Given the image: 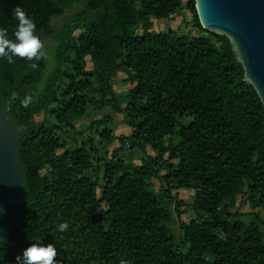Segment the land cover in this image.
Returning <instances> with one entry per match:
<instances>
[{
	"label": "trees",
	"instance_id": "obj_1",
	"mask_svg": "<svg viewBox=\"0 0 264 264\" xmlns=\"http://www.w3.org/2000/svg\"><path fill=\"white\" fill-rule=\"evenodd\" d=\"M184 3L202 36L153 33L154 21L169 20ZM16 7L35 23L43 56L0 59L26 194L0 264H16L38 240L55 245L58 264H264V221L261 230L231 217L245 184L264 205V104L231 40L202 27L196 0H0V27L10 38ZM125 73L124 85L135 87L119 94L116 79ZM88 98L124 116L133 131L102 166L95 155L115 135L107 117L76 130ZM100 129L105 149L94 140ZM127 144L156 156L135 166L120 156ZM159 179L165 188L157 191ZM186 188L197 191L190 223L174 195Z\"/></svg>",
	"mask_w": 264,
	"mask_h": 264
},
{
	"label": "water",
	"instance_id": "obj_2",
	"mask_svg": "<svg viewBox=\"0 0 264 264\" xmlns=\"http://www.w3.org/2000/svg\"><path fill=\"white\" fill-rule=\"evenodd\" d=\"M196 10L206 31L231 40L264 104V0H196ZM19 143L20 129L4 109L0 89V245L12 238L26 203Z\"/></svg>",
	"mask_w": 264,
	"mask_h": 264
},
{
	"label": "rangeland",
	"instance_id": "obj_3",
	"mask_svg": "<svg viewBox=\"0 0 264 264\" xmlns=\"http://www.w3.org/2000/svg\"><path fill=\"white\" fill-rule=\"evenodd\" d=\"M195 19L191 12V9L187 6L186 3L183 4L182 10L179 14L173 16L169 20H159L154 21L155 27L153 29V33L155 34H161L167 31H174L177 33L178 36L184 37L189 39H192L194 37L202 36L201 34L194 26ZM79 35V33L77 34ZM51 68V66H50ZM86 69L91 72L92 64L90 59L87 60V67ZM77 80L80 81L82 78L76 75ZM130 78V75L120 74L119 77L116 79V85L115 90L119 94H123L127 92L128 90H131L135 87V85H124L125 81H128ZM105 117L109 119L108 125L110 129L112 130L113 134L115 135V143L113 146H110L107 149V152L100 153L99 155H95V159L97 162H99V165L102 166L106 162H109L112 158V154L115 150L121 149L122 142L121 138H128L132 135L131 128L127 125L125 117L122 115L117 114L111 109H102L99 110V105H95L91 99H87L86 101V109H85V116L81 118L77 123L75 124L76 130L82 131L86 127L91 126L95 122L103 120ZM44 122L43 117H36L34 119L35 124H41ZM186 124L190 123V119L185 120ZM57 129H60L58 125H55ZM102 129L99 131H96L93 133L95 143L97 144V147L99 149H105L100 141V135L102 134ZM57 136H61V132H57ZM82 141L79 140V144H81ZM73 143L70 142L69 145L71 146ZM167 146V144H166ZM127 158L125 160L127 162H131L135 166H141L147 159V157H155L156 153L151 149L148 148L146 153H142L139 150H131L127 153ZM166 159H169L166 157ZM171 164L176 165L177 162H172ZM104 171H102L101 174V182L105 183L104 180ZM154 186L157 191L162 190L163 183L159 180L153 181ZM165 187H163L164 189ZM196 194L197 191L192 188H186L182 189L178 194L175 192L174 195L177 196L178 200L182 201L186 208L184 209L187 213L183 217L184 223H190L192 221L196 220L195 213L191 210V206L195 203L196 200ZM102 193L98 192V197L101 198ZM250 186L248 184H245V187L242 191V193L238 196L236 207L231 212V217L233 222H243L248 226L255 225L258 226L261 230L262 226L260 225L261 221H264V205H260L255 201ZM173 212H175V208H172ZM175 219L177 220V217L174 215ZM173 231L177 235V238H179L180 229L178 226L173 227Z\"/></svg>",
	"mask_w": 264,
	"mask_h": 264
},
{
	"label": "clouds",
	"instance_id": "obj_4",
	"mask_svg": "<svg viewBox=\"0 0 264 264\" xmlns=\"http://www.w3.org/2000/svg\"><path fill=\"white\" fill-rule=\"evenodd\" d=\"M14 16L18 21L13 33L14 38L9 37L6 28L0 27V59H6L8 63H13L14 57L39 60L43 56L41 51L43 45L39 36L35 34V23L20 7L14 9ZM31 102L32 97L29 95L21 104L27 108ZM68 227L66 222L57 225L61 233L66 232ZM57 256V248L53 243L45 244L38 240L30 243L22 254L16 257V264H58Z\"/></svg>",
	"mask_w": 264,
	"mask_h": 264
},
{
	"label": "built area",
	"instance_id": "obj_5",
	"mask_svg": "<svg viewBox=\"0 0 264 264\" xmlns=\"http://www.w3.org/2000/svg\"><path fill=\"white\" fill-rule=\"evenodd\" d=\"M131 150H132V149H131L130 144H127L126 147H125V150L122 151V152L120 153V156H126L127 153H128L129 151H131Z\"/></svg>",
	"mask_w": 264,
	"mask_h": 264
},
{
	"label": "crops",
	"instance_id": "obj_6",
	"mask_svg": "<svg viewBox=\"0 0 264 264\" xmlns=\"http://www.w3.org/2000/svg\"><path fill=\"white\" fill-rule=\"evenodd\" d=\"M131 133H133L132 129H131Z\"/></svg>",
	"mask_w": 264,
	"mask_h": 264
}]
</instances>
